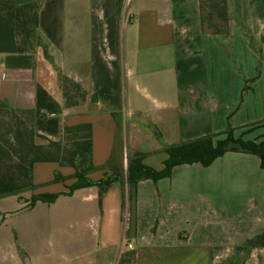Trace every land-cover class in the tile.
I'll use <instances>...</instances> for the list:
<instances>
[{"label":"crops","instance_id":"crops-1","mask_svg":"<svg viewBox=\"0 0 264 264\" xmlns=\"http://www.w3.org/2000/svg\"><path fill=\"white\" fill-rule=\"evenodd\" d=\"M12 1L38 4L42 48L20 54L15 14L0 11V101L14 109L32 110L36 131L52 141L60 139L63 127L90 124L97 169L119 147L120 162L126 159L129 147L146 155L145 165L161 170L167 158L165 146L217 133L223 139L228 124L236 138L264 141V21L256 11L246 16L240 10L245 0H227L231 37L247 31L253 37L252 43L239 44L237 49L244 51L240 57L245 61L250 57L255 62L261 51L260 78L219 70L203 73L199 82L185 78L182 87L180 64H195L201 49L205 59L214 63L229 39L203 34L198 0ZM115 61L124 91L136 86L134 71L138 81L166 84L158 85L162 100L157 107L149 108L143 97L131 100L124 95L119 100L111 64ZM160 70L167 74L153 75ZM58 74L87 92L83 104L63 107ZM125 120L131 121L134 134L120 130ZM157 154L164 155L156 167L148 161L156 163ZM229 154H235L231 161L237 170L224 175L235 179L246 202L236 232L228 234L208 198L202 195L204 201L195 202L190 179L210 173L184 170H201L200 165L176 167L171 177L157 183L138 182L133 195L125 178L102 195L96 187L66 195L76 182L74 169L35 164L36 189L22 193V202L16 197L0 199V264H264V246L245 245L264 231V169L256 156L239 153H226L208 168ZM56 173L66 180L51 183ZM99 173L88 177L103 179ZM196 186L202 188L201 183ZM57 193L64 195L52 204L38 202L28 208L32 196Z\"/></svg>","mask_w":264,"mask_h":264},{"label":"trees","instance_id":"trees-1","mask_svg":"<svg viewBox=\"0 0 264 264\" xmlns=\"http://www.w3.org/2000/svg\"><path fill=\"white\" fill-rule=\"evenodd\" d=\"M199 18L202 32L203 25L213 36L227 37L230 34V13L227 0H198ZM13 11L15 14V37L20 54H32L42 48L38 30L37 3L16 5L12 0H0V11ZM45 54V51H44ZM117 76L118 87L121 82V69L118 61L111 63ZM57 84L61 91V100L65 109H72L83 104L87 92L72 79L58 74ZM157 137L158 134H157ZM214 135H207L178 144L165 146L167 155L161 170H155L143 163L146 155L135 152L127 160L126 170L116 168L113 157V174L107 178L91 180L88 175L97 170L92 161V126L81 124L63 127L61 137L52 141L38 134L35 129V115L32 110H19L0 101V199L16 197L22 202V193L36 189L33 183V166L38 163H55L60 167L74 169L76 182L68 187L66 195L74 191L96 187L102 195L119 179L125 178L134 194L138 182L169 178L176 167L200 165L210 167L215 160L226 153H239L256 156L259 166L264 169V141L244 140L235 137L234 130L227 125L223 139L215 140ZM112 162H114L112 164ZM65 177L55 174L52 183H61ZM64 193L41 194L32 196L28 208L36 203L52 204ZM247 248L264 246V231L245 243Z\"/></svg>","mask_w":264,"mask_h":264},{"label":"rangeland","instance_id":"rangeland-1","mask_svg":"<svg viewBox=\"0 0 264 264\" xmlns=\"http://www.w3.org/2000/svg\"><path fill=\"white\" fill-rule=\"evenodd\" d=\"M240 10L246 11L245 13L246 16L250 14L249 13L250 11H256L257 16H259L258 19L264 21V1H260V0L241 1ZM231 21H232V17L230 15V23ZM205 25H203V28L205 27ZM204 31L205 33L203 34L211 35L208 29L204 28ZM231 35H232V30L230 28V34L227 37H225L229 39L224 40L225 46L222 49H220L221 57H219L220 59H217L215 56L214 63L210 59L209 61L205 59V56L202 55L203 54L202 49L200 51L201 55H199V57L196 59L195 64H193L191 61L190 62L183 61L178 69L179 75L181 76L179 85L182 87V85L185 84L184 82L185 78L192 77L194 78L193 80L198 81L203 75V73L216 74L218 73L219 70H224L225 74H236V75H238L239 73L246 72L248 74H252L253 76H256L257 78H260V76L263 73V65H262L263 62H262L261 51H258V59L255 62V60L250 57H247L245 61L244 56L240 57L241 53L244 51L237 49L238 48L237 45L239 44H243L246 42L249 44L252 43L253 37L249 35L248 31L245 34L239 32V33H235L232 37ZM261 41L264 42V35ZM233 46L236 49L233 50L232 49ZM214 52L217 53V50ZM166 74L167 73L164 70H160L153 75L165 76ZM138 76H139L138 73L134 71V75L132 77L134 80H136V86H134L132 90L130 88H126V90L124 91V86L121 80L120 87L117 88V92H116L119 100L121 101L122 99H124L123 98L124 95L127 96L126 98L130 97L131 100L133 99V97L139 99L143 97L144 103L147 106H149V108L157 107L160 101L162 100V97L158 93L159 91L158 85L162 84L163 86H165L166 84L158 81H152V82L138 81ZM192 84L196 86L199 83L192 82ZM236 89L235 91H237ZM120 125H121L120 130L123 131L126 129L131 131V134H134L133 131L135 128L132 127L131 121L125 120ZM214 136L215 139H219L220 138L219 136L221 135L217 133L214 134ZM195 138L196 137L188 140H193ZM246 138L250 139V137H246ZM119 150L117 151V153L113 155V159L115 163L112 162V164L114 163L116 168H119V165H121V167H123L126 170L127 160L129 157L133 155V151L128 147L127 148L128 155L126 156L125 154V157L127 158L126 159L124 158L123 161L120 162ZM162 151L164 152V148L162 149ZM163 155L164 154H162V156ZM234 155L235 154H229V157H225L218 160V162H216L215 166H213L212 168H208V169L201 168V170H197L199 168L188 167L187 168L188 170L187 169L184 170L186 171V173H210L208 174V177H203V178H199L195 175L192 176L190 180L194 183L193 195L196 198L195 200L196 203L198 202V199L199 201L202 202L204 201L203 199H201L202 195H204L205 198H208L210 204L214 206L213 208H215V212L217 214V215L215 214L216 218H219L220 221L225 222L224 228L227 234L236 232L237 226L240 224L242 218L241 214L244 212L241 208H243L244 202H246L244 199V194H241L238 191L239 185H236L234 183L235 179L230 177L228 174L224 175V173H234L237 170V164L235 163V161H231V158ZM162 156H159L157 154L154 157L155 158L154 161L156 163H153L151 161L148 162L157 167L160 163V158ZM111 166H112L111 164L106 165L105 163L102 167H99L97 171L102 172L99 174H101L103 178H107L113 174V168ZM109 170H111L112 173H106ZM200 183L202 188L199 189L196 185H200ZM211 232L214 233V231Z\"/></svg>","mask_w":264,"mask_h":264},{"label":"built area","instance_id":"built-area-1","mask_svg":"<svg viewBox=\"0 0 264 264\" xmlns=\"http://www.w3.org/2000/svg\"><path fill=\"white\" fill-rule=\"evenodd\" d=\"M127 248L132 250L133 249V246L131 244H127Z\"/></svg>","mask_w":264,"mask_h":264},{"label":"water","instance_id":"water-1","mask_svg":"<svg viewBox=\"0 0 264 264\" xmlns=\"http://www.w3.org/2000/svg\"><path fill=\"white\" fill-rule=\"evenodd\" d=\"M205 29H207V26L205 25V27H204Z\"/></svg>","mask_w":264,"mask_h":264}]
</instances>
